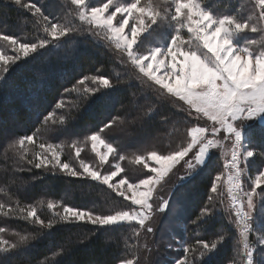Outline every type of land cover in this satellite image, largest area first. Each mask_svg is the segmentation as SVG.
Segmentation results:
<instances>
[{
	"label": "trees",
	"instance_id": "obj_1",
	"mask_svg": "<svg viewBox=\"0 0 264 264\" xmlns=\"http://www.w3.org/2000/svg\"><path fill=\"white\" fill-rule=\"evenodd\" d=\"M104 1L87 0V5L97 6ZM196 2L217 18L229 15L241 22L255 23L251 17L253 0ZM22 4H35L41 12L29 11L16 5L14 0H0V35H10L21 43L38 44L42 39L49 43L28 57L21 54V59L0 82V213L3 211L0 227L17 234L9 237L17 247L4 251L0 246V264H119L122 260H131L136 256L139 236L129 223L102 228L87 220L77 222L64 209L72 207L94 215H114L117 211H135L133 205L112 188L85 174L73 177L59 166L37 169L34 166L39 162L37 156L46 155L45 148L39 145L59 146L62 152L59 162L73 167V147L93 134L99 135L112 145L116 156L124 157L128 178L138 181L149 172L140 165L128 163L127 157L182 149L189 139V129L196 122L170 107L166 99L141 82L122 53L78 18L72 0H22ZM52 23L70 31L54 40L45 32ZM162 23L158 21L161 25L156 28L152 25L142 34L146 44L149 40L164 44L171 40L178 26L168 21L165 25ZM258 35L245 29L235 37L255 48L260 45L255 44ZM158 42L150 46L157 48ZM15 47L0 40L4 55L16 56ZM93 76L107 78L111 88L93 83ZM84 77L88 80L79 84ZM97 88L100 93L92 98L90 92H85V89ZM58 104L61 106L57 107ZM27 135H33V142L25 141L22 149L19 141ZM250 147L264 151V138L253 137ZM263 165L264 156L258 152L251 158L249 173L245 174L253 175ZM219 172L223 174L224 163L213 157L196 174L180 182L179 192L175 193L179 196H173L176 202L159 221L160 226L165 223L169 230H166V240L170 247L162 251L166 258L162 255L157 264H173L185 255L190 260L193 256L199 260V251L188 254L183 251L185 246L197 249L198 241L217 243L218 249L205 257L207 264H245V242L255 244L256 252L264 250L258 245L264 237V184L256 190L253 230L242 231L235 214L226 209L223 190L216 196L212 192ZM176 203L180 204L178 216ZM29 211H35L45 225L51 222L52 228L27 217ZM197 217H201L199 222L193 223ZM21 237L28 239L20 243ZM254 256L257 264H264L258 255L254 253Z\"/></svg>",
	"mask_w": 264,
	"mask_h": 264
},
{
	"label": "snow or ice",
	"instance_id": "obj_2",
	"mask_svg": "<svg viewBox=\"0 0 264 264\" xmlns=\"http://www.w3.org/2000/svg\"><path fill=\"white\" fill-rule=\"evenodd\" d=\"M14 2L16 5L29 11L34 9L36 13L41 12V9L35 4H22V0H14ZM72 4L84 9L79 12V18L82 21H87L93 27L106 30L109 34V39L115 43L117 49L126 52L128 58L139 68L141 73L148 76L155 84L165 89L169 94L183 101L190 109H194L196 113H202L208 120L212 121V135L223 129L225 133L224 138L233 142L230 163L231 168L236 170L237 181L242 172L239 169L241 157H243L246 163L258 152L264 156V151H261L259 148L250 147L253 137L259 136L264 138V51L256 54L248 46L241 48L239 45H234L232 41L235 35L249 27L247 22H241L229 15L217 18L210 10L202 7L196 0H174V13L171 14L170 22L180 27H187L189 32L194 33L195 39L202 43L203 48L211 53V57L206 54L202 55L197 50L199 45L183 50V45L185 43L191 44L192 41H183L179 34V28L175 29V34L172 35L166 48H152L147 56H140L135 54L134 45L138 43L141 34L151 28L152 25L157 24L158 21H161L162 14L165 17L169 15L161 6L142 5L141 0H133L130 3H122L117 0L115 4L113 0H107L106 3H102L97 7H91L90 9L86 7L85 0H72ZM257 4L260 7L258 19L264 21V0H257ZM110 8H114V10L106 15ZM118 14L121 19H119L118 26H116L113 24V20ZM44 19L47 20L48 17L45 16ZM130 20L138 21V23L133 22L130 24ZM128 25H130V38L125 32V27ZM69 31L70 29L67 27H61L56 23H52L50 29L45 28V32L54 40L65 37ZM252 31L255 32L257 29L253 27ZM0 40L16 46L15 51L17 52V55L13 57L0 55V61H3V67H0V82L5 80L12 65H16L17 61L21 59V54L23 57H28L30 53L37 52L38 49L46 47L49 43L48 40L43 39L38 44L30 42L21 43L16 38L7 34L0 35ZM251 43L253 42L248 41V44ZM162 56L170 58V62L159 59ZM178 57L181 59L178 60ZM162 66L164 75H156L157 72L161 71ZM91 79L93 83H98L105 89L111 88L110 81L107 78L93 76ZM86 80H88V77H84L78 83L84 84ZM65 91L67 92L68 90L65 89ZM85 92H90L92 98L97 93H100V90L98 88L85 89ZM60 106L59 104L57 105V107ZM205 132L206 129L203 127L189 129L188 135L191 137V142L188 143L187 147L173 151L168 155H158L155 151L149 152L148 159L155 161L159 165V167H152L150 169L156 175L140 179L138 184L128 183V191L133 193L131 197L125 196L123 191L114 188L118 195L125 196V199H130L132 205L138 206L140 211H117L114 215H94L90 211L66 207L64 212L70 214L77 222L85 221L86 219L92 225H98L102 228L105 226L120 227L127 222L133 227L137 236L140 235L141 229L147 233H154L155 229L146 224V222L151 219L153 214V203L151 201L153 200L154 193L157 191V186L182 161L187 164L190 171L188 175L180 177L181 182L193 176L195 169L204 164L209 155L210 148L215 145L212 139H207L204 135ZM89 139L92 141L94 151L96 150L97 143H100L107 148L109 153L113 152L112 145L105 144L99 135L93 134ZM25 140L32 142L33 135L22 137L19 143L23 145ZM197 144H199L198 151H196L194 158H189V153L192 152L194 146ZM39 147L43 149L45 145L40 144ZM47 147L51 149L53 146L48 145ZM77 155H79V152H77ZM106 155L101 156V160H104ZM37 159L39 162L34 165L37 169L52 164L53 167L59 166L61 170H66L73 177L79 175L68 164L60 163L56 154H53L52 160L39 155ZM136 159L137 162L144 160L141 156H138ZM193 159L195 163H193ZM28 163L31 164L32 161H28ZM144 167L148 168L146 162ZM83 169L84 173L90 176L91 179L101 180L109 188H113V185L109 183L110 180L120 171L117 168L110 175L101 176L97 171L89 170L87 165H83ZM126 183L127 181L124 179L119 181V185ZM262 184H264V170L259 171L252 181V192H245L248 209L247 213L244 214L245 231L253 230V211L256 207L253 193ZM236 186L239 188L240 184L237 183ZM212 191H217L215 183L212 184ZM174 192L170 193L168 199L163 200V203L156 211L166 212L172 206ZM233 199L235 200V197ZM176 204L178 207L175 215L178 216L180 204ZM49 207H52V205L50 204ZM202 215L203 212L201 213ZM27 217L35 218L36 222L43 227L51 229L53 226L51 222L45 225L36 216L35 211H29ZM239 217L240 212L238 211L237 218L239 219ZM200 218L197 217V220L193 223H198ZM65 219H67V216ZM136 225H139V228ZM3 231L4 229L0 228V232ZM27 239L26 237H21L20 243H25ZM221 239L223 240L224 237H221ZM7 243V241L0 240V244ZM197 244L199 246L197 249L194 250L191 246H185L183 251L185 254L199 251V260L195 256L190 260L185 255L183 260H178L175 264H207L205 257L218 249L215 242L209 245L206 242L198 241ZM258 245L260 246L259 248H264V237L259 239ZM8 247L15 248L17 245L12 244L8 245ZM245 249L246 264H256L254 253L261 260H264V250L256 252L252 248H249L247 244L245 245ZM7 250V248L4 249V251ZM59 254L54 253V255ZM120 264H132V261L122 260Z\"/></svg>",
	"mask_w": 264,
	"mask_h": 264
},
{
	"label": "rangeland",
	"instance_id": "obj_3",
	"mask_svg": "<svg viewBox=\"0 0 264 264\" xmlns=\"http://www.w3.org/2000/svg\"><path fill=\"white\" fill-rule=\"evenodd\" d=\"M106 2H107V0H106ZM106 2L104 1L102 3H106ZM102 3L97 4V6H99ZM113 3L114 4L117 3V0H113ZM253 3L255 6H254V9L253 8L251 9V12H252L251 17L255 23H248L249 27L247 29L252 30L253 27H255L257 29L256 32L259 35H258L257 39L255 40V44L260 43V45H258L255 48H251L247 44H244L241 40H237V38L235 36L232 38V41H233L234 45H239L241 48L248 46L251 51L255 52L256 54H259V52L264 51V21H261L258 19L259 15H260V7L257 4V0H253ZM141 4L142 5L150 4L153 6H161L164 10H166L169 13V15L166 17L162 14V17H161V21H163L162 25L164 23H166V21H168V22L171 21V14L174 13V7H175L174 0H141ZM85 5L89 9L91 7H97V6H90V5L88 6L87 0H85ZM76 7H77V15L79 18V12L81 10H84V9L82 7L77 6V5H76ZM113 10H114V8H110L109 12L106 13V15L110 14L111 11H113ZM185 12H186V10H185ZM119 19H121V17L118 14V16L116 18H114L113 24L118 26ZM83 22L86 23L92 31L97 33L99 37H101L105 41H107L110 44V46H112V48H114L116 51H119L120 54L122 53L121 55L124 56L127 59V61H129L131 63V65L133 66L134 70L136 71V75L141 80V82L145 83L146 86L151 87L155 92L159 93L162 98L166 99V103L170 107L176 109L177 112H179V113L189 117L190 119L194 120L196 123L194 125H192L191 128L203 127L206 129V132L204 135L207 137V139H212L215 142V145H214V147L210 148L209 155L205 161H207L208 159H211L213 157H216V158L220 159L222 161V163H224L223 174H221L219 172L218 174H216V176L214 178V183L216 184L217 191H215V192L212 191V192L216 196V193H217V195H220V191L223 190V193L226 194V201H225L226 209L230 212H233V214H235V220H236L237 224L239 225L240 229L242 231H244L245 230V228H244V214L247 213V211H248V209H247V197L245 196V192H249V193L252 192V187H251L252 181L254 180L255 176L258 174L259 171L264 170V165L262 166V168H260L257 171V173H255L253 175L248 174V176H247L245 173L246 172L249 173L248 172V164L250 163L251 159L245 163L243 160V157H241L239 169L242 170L243 174L240 175L239 180L237 181L236 175H235L236 170H233L231 168V163H230L231 154L233 151V146H232L233 142L231 140H226L224 138L225 133H224L223 129H221V131L216 133L215 135H212V124H213L212 121L208 120V118L206 116H204L202 113H196L194 109H190L189 106L187 104H185L183 101H181L177 97L169 94L165 89H162L159 85L155 84L154 81L152 79H150L148 76L141 73L139 71V68L136 65H134L132 63V61L128 58L126 52H124L120 49H117L115 43L109 39V34L107 33L106 30H104L102 28H98V27H93L87 21H83ZM133 22L138 23V21H131L130 20V24ZM156 25L159 26L161 24L157 23L153 27L156 28ZM177 26L180 30L181 39L185 42L192 41L191 44L185 43L183 45V50H187L189 47H196L197 45H199L197 50L202 55L206 54L207 56L211 57V53L207 52V49L203 48L202 43L198 42L195 39L194 33L189 32L187 27H180L179 25H176L175 27H177ZM125 32L129 35V38H130V25L125 27ZM139 40H141V43H143V46H142L143 48L140 45H138L140 43ZM157 42L158 41H156V40H149L148 43L146 44L144 39L142 38V34H141V36L138 39V43L136 45H134L135 54L140 55V56H147L152 49V46H150L151 43H157ZM158 43L160 44L158 48L163 49V48L167 47L169 41L166 44H164L163 41L158 42ZM4 54H5V51H3V49H0V55H4ZM159 59L168 60L170 62V58H168L166 56L159 57ZM177 59L179 60L181 58L178 57ZM0 67H3V61H0ZM156 75H158V76L164 75L163 66L161 67V71L157 72ZM217 127H219V125H217ZM99 137L101 140H103L105 142L104 138L102 139L101 136H99ZM25 141L29 142L27 140H25ZM25 141H24V144L21 145L22 149L25 148V146H24ZM190 142H191V137L189 136V139L182 146V148L187 147L188 143H190ZM105 144H107V143L105 142ZM49 145H52L53 147L51 149H49L47 147L48 145H46V147H45L46 155L43 157H47L49 160H52L53 154H56V155H58V158L60 159V157L62 155L60 147L56 146L54 144H49ZM198 149H199V144L194 146L192 152L189 153V158H194V155H195L196 151H198ZM241 151H243V149H241ZM77 152H79V155H77ZM148 153L149 152L145 153L144 155H140L141 157L144 158V160H142L140 162H137L136 158L138 156H136V155L127 157V159H130L129 161H127L128 163L140 165L142 168H144L145 170H147L149 172L147 176H144L141 179H145L150 175L155 176L156 174L152 173L150 171V169L152 167H159V165H157L155 163V161L148 159ZM156 153L158 155H168L171 152H169V153L156 152ZM105 154H107L106 158L104 160H101L100 157L104 156ZM82 155L85 156L86 158L84 159ZM72 156L75 160V165L73 167L72 166H69V167L71 169L75 170L79 174L87 175L86 173H84L83 165H87L89 170H91V171H97L98 173H100L101 176L110 175L112 172L116 171L117 168H119L120 171L109 182L110 184L113 185L112 189L114 190V188H116L120 191H123L125 193V196H127V197H131L133 195V193L131 191H128V183L138 184L139 180L138 181H131L128 178V176L126 175V171L124 169V167H125L124 162H123L124 157L116 156L114 150H113V152L109 153L107 151V148L103 144L97 143L96 150L94 151L93 147H92V141L88 138L84 143L78 144V145H76V147H73ZM88 156H91V157H88ZM186 159H188V158H186ZM145 162L148 164V168L144 167ZM53 163H55V161H53ZM63 163H65V162H63ZM193 163H195L194 159H193ZM47 166L52 168V169H55L57 167V166L53 167L52 164H48ZM200 167H202V166H198L195 169L194 174L197 173V171L200 169ZM74 168H76V169H74ZM64 171H66V170H64ZM189 171L190 170L188 169L187 164H185L182 161L180 164H177L171 170V172L168 174V176H166L164 178V181H162V183L157 186V191L154 193L153 200L151 201L153 203V214L151 216V219L146 222V224L152 226L155 229V231H154V233H147L145 230L141 229L142 231H140V235L138 238V250L136 252V256L133 259H131L132 264H157V261L159 262L160 259L162 260V255L165 254L164 258H166V253L165 252L163 253L162 251L166 250V248L169 247L168 246V244H169L168 240H166V230H168V229H166L165 223L163 226L159 225L160 224L159 221H160V219H162L164 217L163 215L165 212H159V211H156V209L163 203V200H166L169 198V195L172 191H175L173 196L177 195L175 193L179 192L180 187H178V185L181 182L180 177L184 176V175H188ZM121 179L126 180L127 183L124 185H119V181ZM98 181H101V180H98ZM237 183L240 184L239 188L236 186ZM224 186L226 187V189ZM114 191H116V190H114ZM125 196H121V197H123L125 199ZM177 196H179V195H177ZM233 197H235V200L233 199ZM253 199L255 201L256 192L253 193ZM126 200H128L131 203L130 199H126ZM173 202L175 203L176 201H173ZM0 207H2V206L0 205ZM133 209H136L135 211H140L139 207L135 206V205H133ZM130 211H134V210H130ZM238 211L240 212L239 219L237 218V212ZM1 212L2 213H0V216L3 214V211H1ZM2 228L6 229V227H2ZM162 233L163 234L165 233V236L162 235ZM12 235L15 236L17 234L14 232H11V231L0 232V240L8 242L7 244H0V246H2L4 248H8V245H12L11 239L9 238ZM246 244L248 245L249 248H252L253 250L255 247V244H248L247 242L244 243V261H245V264L247 261V257L245 254L246 253V249H245ZM158 258H160V259H158ZM175 262L173 264H175Z\"/></svg>",
	"mask_w": 264,
	"mask_h": 264
}]
</instances>
